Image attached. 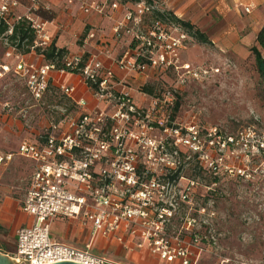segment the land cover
Instances as JSON below:
<instances>
[{"label":"rangeland","instance_id":"obj_1","mask_svg":"<svg viewBox=\"0 0 264 264\" xmlns=\"http://www.w3.org/2000/svg\"><path fill=\"white\" fill-rule=\"evenodd\" d=\"M40 14L48 20L58 16L52 9ZM70 39L81 43V37L71 34ZM4 52L0 44V59ZM181 59L197 74L171 70L128 78L137 106L148 117L130 122L116 164L130 161L142 177L152 174L135 187V192L144 189L135 200L152 202L144 228L153 231L159 223L168 234H178L193 252L191 264H264V77L255 54L235 56L216 42L190 36ZM5 103L32 126L59 118L63 108L74 109L54 91L41 102L33 100L13 73L0 78V108ZM106 110L113 113L115 107ZM29 164L13 156L0 166L2 194L24 198ZM161 212H167L166 220L159 218ZM52 235L63 240L59 228ZM0 245L16 257L14 233L1 228ZM150 254L155 259L140 264H181Z\"/></svg>","mask_w":264,"mask_h":264},{"label":"built area","instance_id":"obj_2","mask_svg":"<svg viewBox=\"0 0 264 264\" xmlns=\"http://www.w3.org/2000/svg\"><path fill=\"white\" fill-rule=\"evenodd\" d=\"M66 3L77 6L84 14L110 20L114 39L123 44L120 53L99 47L101 38L98 30L93 29L87 39L94 41L95 53L67 52L60 67L53 62L27 63L10 36L18 22L26 21L36 35L31 49L49 44L51 35L47 27L53 20L44 19L40 12L50 11L51 4L43 0H0V20L8 22L0 41L7 49L5 55L16 59L13 67L0 64V77L13 69L24 80L30 97L41 102L50 91L52 71L78 74L94 99L92 106L85 99L75 101L76 87L59 84L57 93L70 100L73 111L63 108L59 118L49 119L38 139H26L20 144L17 154L33 162L22 209L34 216L35 221L31 226L16 229L13 258L26 264L60 261L116 264L94 253L91 242L81 247L54 239L52 221L66 218L90 224L92 238L98 234L115 237L127 251L147 248L168 262L179 259L181 264H191L193 252L178 234H168L159 223L153 231L144 228L149 216L146 207L151 200H135L144 193V189L135 192V187L148 182L138 174L140 167L130 161L121 167L116 164V155L129 137L130 122L148 117L137 106L128 78L171 70L197 74L190 63L181 59L190 35L175 21V14L165 0H66ZM21 7L23 11L16 12ZM87 43L90 42L86 40ZM115 67L123 72L122 76L117 75ZM109 105L115 107L113 113L106 110ZM3 108L12 113L8 103ZM13 156L0 153V166ZM159 218L166 220L167 212H161Z\"/></svg>","mask_w":264,"mask_h":264},{"label":"crops","instance_id":"obj_3","mask_svg":"<svg viewBox=\"0 0 264 264\" xmlns=\"http://www.w3.org/2000/svg\"><path fill=\"white\" fill-rule=\"evenodd\" d=\"M43 1L50 3L52 10L58 13V16L53 18V22L47 27L51 35V41L55 40L58 47L66 48L71 53H95L97 48L93 44L94 41L87 39V34L90 30L96 29L98 30V36L101 38L98 46L111 48L114 54L120 53L123 44L114 39L110 20L97 14H84L77 6L67 5L66 0ZM165 1L177 17L190 22L202 32L207 33L209 39L218 43L222 49L230 51L235 56H245L250 53L255 54L253 48L257 46L263 51L264 56V50L258 41L259 34L264 27V0ZM22 11L23 7L16 10L18 13ZM71 34L75 37H81V43L77 44L71 40ZM86 40L91 44H86ZM0 44L4 45L1 41ZM6 50L5 47V52ZM22 54L27 63L39 65L46 63L43 55L38 54L33 49ZM108 63V61H105L106 65ZM0 64L13 67L16 64V59L5 55L4 58L0 59ZM114 69L118 76L123 75L120 69L116 67ZM8 73H13L21 78L13 69L5 72L2 77ZM50 77L51 88L49 92L54 91L57 93L56 88L61 83L74 85L76 91L73 100L85 99L90 106L94 104L92 92L80 75L52 71ZM58 94L60 95V93ZM48 124L49 120L38 126H32L22 116L9 113L2 106L0 108V153H11L14 157H19L17 151L20 144L26 139H38L39 134ZM20 157L29 161L31 176L33 162L26 157ZM0 189L2 188L0 187ZM6 192L3 194L0 192V196H2L0 198V229H8L15 235L17 228L31 226L35 219L34 216L22 209L23 199L20 200L14 197L9 191ZM54 228H59V232L63 234V240H59L52 235L57 241L70 242L69 244L81 247L91 242L94 253L103 255L116 264H140L141 261L155 259V256H151L150 251L146 249L127 252L115 237L105 238L98 234L92 238L90 224L83 225L79 219L58 218L51 223V234ZM124 253L128 255L122 259L121 256H125Z\"/></svg>","mask_w":264,"mask_h":264},{"label":"trees","instance_id":"obj_4","mask_svg":"<svg viewBox=\"0 0 264 264\" xmlns=\"http://www.w3.org/2000/svg\"><path fill=\"white\" fill-rule=\"evenodd\" d=\"M173 18L175 19V21H177L185 29V31H187V33L190 36L194 37L199 42H201V43H210L211 42V40L209 39V37L207 36L206 33L202 32L199 28H196L190 22L185 21V20L177 17L176 15H173ZM7 29H8V22L5 20H0V36ZM35 38H36L35 32L30 27V25L26 21H20L15 25L13 35L10 36V41L12 44H16L17 47L19 48V50L24 53V52L31 51L32 46L35 45V42H34ZM258 41L264 50V27L259 34ZM35 49H36V52L38 54L43 55L46 62L56 63L58 67L61 66L62 57L68 52L66 48L58 47L55 40L51 41L49 44H47L44 47L35 46ZM253 51L256 55L259 70L261 71V74L264 77L263 51L257 46H255L253 48ZM144 89L146 91H148L149 93L153 92V90L149 87H145ZM178 106H179V103L177 102L176 109L178 108ZM178 171L179 170H177L175 175L171 176L172 179H175L179 176ZM137 172L140 176L142 175L140 168H138ZM151 175L149 174V175H147V177H145V178L143 177V179H145L146 181H149L152 178ZM0 250L4 253L6 252L3 248V246H1V245H0Z\"/></svg>","mask_w":264,"mask_h":264},{"label":"water","instance_id":"obj_5","mask_svg":"<svg viewBox=\"0 0 264 264\" xmlns=\"http://www.w3.org/2000/svg\"><path fill=\"white\" fill-rule=\"evenodd\" d=\"M0 264H20V262H17L15 258L11 257L9 254L4 253L0 250ZM54 264H86V263L75 262V261H60Z\"/></svg>","mask_w":264,"mask_h":264},{"label":"bare ground","instance_id":"obj_6","mask_svg":"<svg viewBox=\"0 0 264 264\" xmlns=\"http://www.w3.org/2000/svg\"><path fill=\"white\" fill-rule=\"evenodd\" d=\"M17 259V258H16ZM17 262H21V260L20 259H17Z\"/></svg>","mask_w":264,"mask_h":264}]
</instances>
